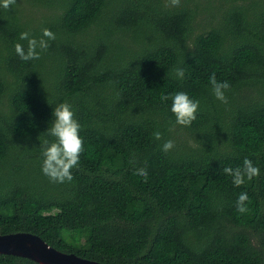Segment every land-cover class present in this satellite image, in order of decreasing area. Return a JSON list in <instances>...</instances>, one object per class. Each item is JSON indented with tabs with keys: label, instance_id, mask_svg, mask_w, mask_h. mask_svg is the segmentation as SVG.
I'll list each match as a JSON object with an SVG mask.
<instances>
[{
	"label": "trees",
	"instance_id": "trees-1",
	"mask_svg": "<svg viewBox=\"0 0 264 264\" xmlns=\"http://www.w3.org/2000/svg\"><path fill=\"white\" fill-rule=\"evenodd\" d=\"M43 28L55 39L39 60H21L20 34L39 39ZM213 73L230 82L226 104L212 94ZM179 91L200 104L190 127L161 101ZM64 102L84 150L61 184L43 174L41 145ZM245 158L260 176L235 187L223 168ZM16 232L104 264H264V0L0 8V235Z\"/></svg>",
	"mask_w": 264,
	"mask_h": 264
},
{
	"label": "clouds",
	"instance_id": "clouds-1",
	"mask_svg": "<svg viewBox=\"0 0 264 264\" xmlns=\"http://www.w3.org/2000/svg\"><path fill=\"white\" fill-rule=\"evenodd\" d=\"M173 7L180 6V0H168ZM16 5V0H0V8L10 10V6ZM39 39L32 36L30 32H22L19 36L20 41H27V49L21 43L14 45L15 52L19 58L25 62L39 60L41 53L48 49L49 41L55 39L54 33L49 29L43 28ZM39 49V51H38ZM177 78L183 80L185 72L182 68L175 70ZM212 94L222 103H227L225 93L230 90L231 85L228 81H218L215 73L209 78ZM171 100V112L176 118V124L190 127L196 119V113L200 107L199 101L189 97L183 91L174 93L171 96H161L162 102ZM52 120L47 131L44 133L50 140H45L41 145L43 156L42 172L53 183L71 182L74 177L72 169L76 168L80 162V156L83 152V140L80 137V124L75 119V114L69 103L64 102L53 108ZM156 140L162 139L159 131L153 133ZM174 148V142L165 141L162 150L168 152ZM223 173L232 177V183L235 187L245 184V181H251L260 176V168L254 166L253 162L245 158L241 166L235 168L229 166L223 168ZM147 180V169H138L135 173ZM249 200L247 192H241L236 201L237 212L244 214L248 211L247 202Z\"/></svg>",
	"mask_w": 264,
	"mask_h": 264
},
{
	"label": "water",
	"instance_id": "water-1",
	"mask_svg": "<svg viewBox=\"0 0 264 264\" xmlns=\"http://www.w3.org/2000/svg\"><path fill=\"white\" fill-rule=\"evenodd\" d=\"M0 255L26 258L38 264H104L74 253L61 252L30 232L1 234Z\"/></svg>",
	"mask_w": 264,
	"mask_h": 264
},
{
	"label": "rangeland",
	"instance_id": "rangeland-1",
	"mask_svg": "<svg viewBox=\"0 0 264 264\" xmlns=\"http://www.w3.org/2000/svg\"><path fill=\"white\" fill-rule=\"evenodd\" d=\"M201 18V17H200Z\"/></svg>",
	"mask_w": 264,
	"mask_h": 264
}]
</instances>
